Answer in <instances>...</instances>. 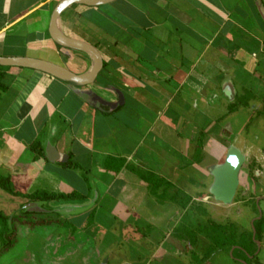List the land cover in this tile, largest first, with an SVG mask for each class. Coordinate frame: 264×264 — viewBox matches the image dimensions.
<instances>
[{"label":"crops","instance_id":"obj_1","mask_svg":"<svg viewBox=\"0 0 264 264\" xmlns=\"http://www.w3.org/2000/svg\"><path fill=\"white\" fill-rule=\"evenodd\" d=\"M60 1L0 0V57L42 59L88 73L86 52L49 35ZM58 28L96 48L103 68L92 84L79 86L7 67L0 176L23 185L24 193L1 188L0 203L17 210L37 192L78 195L64 203L86 202L93 190L99 198L90 211L54 223L20 220L0 264H69L73 256L76 264H134L132 258L144 255L163 257L161 264L174 258L181 239L165 234L166 210L180 207L181 192L180 200L189 199L183 208L189 207L192 185L206 184L230 145L245 156L239 186L264 201V0L75 4L61 14ZM229 82L234 96L227 95ZM48 142L61 158L68 152L71 165L50 163ZM214 149H221V159L212 156ZM151 175L157 193L173 190L170 205L152 194L145 179ZM122 246L126 262L112 252Z\"/></svg>","mask_w":264,"mask_h":264},{"label":"rangeland","instance_id":"obj_2","mask_svg":"<svg viewBox=\"0 0 264 264\" xmlns=\"http://www.w3.org/2000/svg\"><path fill=\"white\" fill-rule=\"evenodd\" d=\"M219 151H221V149H214V155L212 156L217 159H221V152ZM212 179L213 178L210 177L206 181L205 185H192V192H189L188 194L185 193L190 196L189 198L192 199V202L189 203V207H187L186 209L183 208L185 202L178 198L184 195L181 192L178 197H176V202H178L179 204H175V206L180 207L166 210L169 214V217L167 218L168 221L164 226L165 234L169 233L170 238H180L181 241L179 242L180 247L177 251L178 255H176L174 258L170 257V259H165L164 263L163 261H161V264H176L170 261L172 259H177L178 264H193L192 253H195L199 257H202L206 253V249L208 247H214L213 241L209 236L220 235V237H222L224 235L228 236L231 233L236 236L238 245L239 243H241L242 245H250V240L254 241L256 243L255 256L257 257L252 262V264H264V232L261 234L260 241L256 240L254 236V222L261 217H264V201L259 202L258 199H255V193L253 194L243 192L242 185H240L237 190L234 202H232L230 205H224L220 202L215 201L214 198L209 194V189L211 186L210 184L213 181ZM11 188L12 190L14 189L16 191L22 192L24 187L22 185V187L18 188L13 183V186L11 185ZM1 191L2 190L0 187V192ZM3 194L5 195V193ZM173 194V190L169 189L168 194H166V196H163L164 199L162 200L166 206L171 204L169 203L167 198L172 196ZM18 202L19 200L15 199V203L17 204ZM6 203L7 202L0 203V213H2L3 211L6 212V209H10V215L16 212L15 227L20 220H50L53 221L51 223H54L55 220L59 221V219H57L54 215H35L24 217L20 213H17L18 208L16 210L12 204L9 205ZM212 224L220 225L222 228V232L216 230L214 231ZM183 228L185 229L183 230ZM167 239L168 238L166 236V240ZM258 242L259 247L257 245ZM238 245L233 246L230 249L226 247L219 248V250L214 252L211 261L206 262V264H246L243 259L244 257H242V253H240V251L235 248L238 247ZM112 252L113 254L118 255L117 259H121L124 262L130 259V257L127 256L128 253L125 251V248L123 246L120 249H112ZM113 258H115V256H113L112 259ZM132 259L135 261L133 262L134 264H151L154 262V264H158L160 260L163 259V257L153 256L152 258H149L144 255L139 258ZM76 260L77 258L73 256L68 262L69 264H76L78 262Z\"/></svg>","mask_w":264,"mask_h":264},{"label":"water","instance_id":"obj_3","mask_svg":"<svg viewBox=\"0 0 264 264\" xmlns=\"http://www.w3.org/2000/svg\"><path fill=\"white\" fill-rule=\"evenodd\" d=\"M114 1L116 0H62L52 13L49 26V35L51 39L62 47L86 52L92 58V67L88 73L76 74L52 62L29 57H0V66L35 70L79 86L92 84L103 68L101 55L96 48L90 44L64 35L58 28V21L61 14L72 5L78 4L87 7H101ZM227 88V95L230 96L229 92H231L234 96V90L230 82ZM117 95L119 106H121L124 102V98L118 91ZM45 156L50 163L60 161V163L66 164L69 161L70 154L67 152L61 158L55 146L48 142L45 148ZM244 162L245 156L242 152L236 146L230 145L224 162L211 168L210 175L213 178V182L210 186L209 194L215 201L224 205H230L234 201L239 186V173ZM98 198V192L93 190L91 198L83 203H54L45 200H28L19 206L17 213L37 216L54 215L57 219L70 218L90 211L98 202ZM15 213L16 212L9 216V233L12 232V219ZM257 245L259 247V242Z\"/></svg>","mask_w":264,"mask_h":264},{"label":"trees","instance_id":"obj_4","mask_svg":"<svg viewBox=\"0 0 264 264\" xmlns=\"http://www.w3.org/2000/svg\"><path fill=\"white\" fill-rule=\"evenodd\" d=\"M7 69V67H2L0 66V91H5L6 86L2 83V80L4 78V72ZM33 148H36V146H33ZM67 165H71V162L69 161ZM146 181H148L150 185V189L152 194H154L159 200L164 199L163 196H166L167 192L164 194H159L157 193V186H158V181L156 177L153 175L147 176ZM0 187L7 193L17 195L16 193L13 192L11 188V183L8 178H3L0 176ZM78 197L77 194H71V195H57V194H50L47 192H37L32 195L27 196L28 200H45V201H50L54 203H64V202H69V200H74ZM175 200V198H174ZM187 203L184 205L186 206L189 202V199L187 198ZM24 217H29V216H35V215H28V214H21ZM37 216V215H36ZM15 219H16V214L13 216L12 219V232L9 233V227H8V220L9 216H5L4 214L0 213V252L1 251H7L8 249L12 248L13 245L15 244ZM35 219V218H33ZM53 221L50 220H33V225L34 224H46V223H51ZM212 227L214 228L213 230L215 231H221L222 228L220 225H213ZM186 228V227H185ZM183 228V230L185 229ZM254 229H255V239L260 241L261 240V234L264 232V217H261L260 219L256 220L254 222ZM214 244V247L210 246L206 249V253L202 256L199 257L195 253H192V263L193 264H206V262L211 261L214 252L219 250V248H228L230 249L233 246L238 245L236 241V236L231 233L230 235H224L220 237V235H213L209 236ZM242 242V241H241ZM237 248L240 253H242V257H244V261L246 264H252V262L256 259L257 256H255L256 253V243L252 240H250V245H242L239 243ZM255 248V249H254Z\"/></svg>","mask_w":264,"mask_h":264},{"label":"flooded vegetation","instance_id":"obj_5","mask_svg":"<svg viewBox=\"0 0 264 264\" xmlns=\"http://www.w3.org/2000/svg\"><path fill=\"white\" fill-rule=\"evenodd\" d=\"M177 260V259H176Z\"/></svg>","mask_w":264,"mask_h":264}]
</instances>
